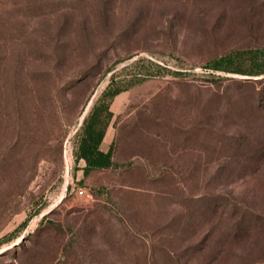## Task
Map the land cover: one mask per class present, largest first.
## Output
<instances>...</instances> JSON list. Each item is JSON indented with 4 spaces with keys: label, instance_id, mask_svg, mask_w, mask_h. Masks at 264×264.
<instances>
[{
    "label": "rangeland",
    "instance_id": "obj_1",
    "mask_svg": "<svg viewBox=\"0 0 264 264\" xmlns=\"http://www.w3.org/2000/svg\"><path fill=\"white\" fill-rule=\"evenodd\" d=\"M254 51L264 0H0V264H264ZM114 71L134 83L113 165L85 177L77 132Z\"/></svg>",
    "mask_w": 264,
    "mask_h": 264
},
{
    "label": "trees",
    "instance_id": "obj_2",
    "mask_svg": "<svg viewBox=\"0 0 264 264\" xmlns=\"http://www.w3.org/2000/svg\"><path fill=\"white\" fill-rule=\"evenodd\" d=\"M59 41L60 40H57V42ZM259 52L260 51L251 52V57L248 58L249 70L246 72L250 75L264 73V58L258 57ZM1 57L0 55V60ZM239 57H242V52H233L231 55L224 56L217 60L214 67L219 68L220 64H226V62L229 61L232 62L234 58ZM51 73H55V71L52 69L41 70L36 75L41 79H47L50 78ZM151 76H154V74H151L149 71L140 70V72L134 76V81L140 82ZM133 83L134 82L131 80L120 79L118 71H114L111 74L110 83L84 117L77 132V147L75 151V160L77 162L81 160L84 162L81 168L83 176L86 177L93 171L106 170L112 167V146H109L106 151L101 149V144L103 143L107 128L113 116L110 110V104L114 97L120 92L128 89ZM66 84L68 85L69 82ZM14 86L18 87V84L16 83ZM2 91L5 93V90ZM249 219L250 217L246 218L245 221H249Z\"/></svg>",
    "mask_w": 264,
    "mask_h": 264
},
{
    "label": "crops",
    "instance_id": "obj_3",
    "mask_svg": "<svg viewBox=\"0 0 264 264\" xmlns=\"http://www.w3.org/2000/svg\"><path fill=\"white\" fill-rule=\"evenodd\" d=\"M101 145H102V144H101ZM101 149H102V148H101ZM102 150H103V149H102ZM103 151H104V150H103ZM81 161H82V160H81ZM82 163H83V164H82V166H83V165H84V162L82 161ZM82 166H81V168H82ZM81 171H82V170H81Z\"/></svg>",
    "mask_w": 264,
    "mask_h": 264
},
{
    "label": "built area",
    "instance_id": "obj_4",
    "mask_svg": "<svg viewBox=\"0 0 264 264\" xmlns=\"http://www.w3.org/2000/svg\"><path fill=\"white\" fill-rule=\"evenodd\" d=\"M80 193H82V191H80Z\"/></svg>",
    "mask_w": 264,
    "mask_h": 264
}]
</instances>
